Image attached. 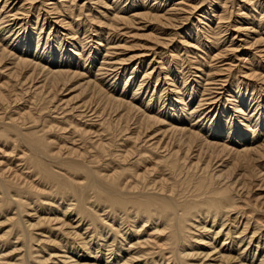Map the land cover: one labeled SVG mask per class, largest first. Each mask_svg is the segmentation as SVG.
<instances>
[{
    "label": "bare ground",
    "instance_id": "bare-ground-1",
    "mask_svg": "<svg viewBox=\"0 0 264 264\" xmlns=\"http://www.w3.org/2000/svg\"><path fill=\"white\" fill-rule=\"evenodd\" d=\"M0 264H264V0H0Z\"/></svg>",
    "mask_w": 264,
    "mask_h": 264
}]
</instances>
